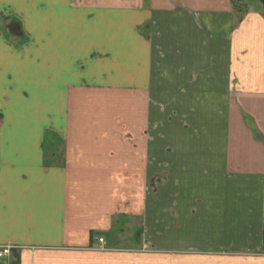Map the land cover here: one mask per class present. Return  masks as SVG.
I'll use <instances>...</instances> for the list:
<instances>
[{
  "label": "crops",
  "instance_id": "obj_1",
  "mask_svg": "<svg viewBox=\"0 0 264 264\" xmlns=\"http://www.w3.org/2000/svg\"><path fill=\"white\" fill-rule=\"evenodd\" d=\"M261 8L0 0V264L264 256Z\"/></svg>",
  "mask_w": 264,
  "mask_h": 264
},
{
  "label": "rangeland",
  "instance_id": "obj_2",
  "mask_svg": "<svg viewBox=\"0 0 264 264\" xmlns=\"http://www.w3.org/2000/svg\"><path fill=\"white\" fill-rule=\"evenodd\" d=\"M243 2V4L247 8L254 9L255 7H259L261 10V0H240ZM239 2V1H238ZM236 7V6H235ZM239 12H242V10H239ZM184 189L188 192V197L191 196L192 192L195 194L197 197H202L203 192H202V185H203V179H198L194 185V191L192 189L191 184L184 185L182 184ZM181 189L182 192L186 191ZM188 200L181 201L187 206ZM199 209H201L199 207ZM163 240H165V247L164 249L166 252H169L168 254H175V252H181L187 250L189 247H192L194 245H197V243H202L203 242V235L201 233H193L192 230H188V225H183L182 228L180 227L178 229V232L171 233L167 237H164ZM188 245V246H187ZM5 262V258H0V263ZM243 264H264V256L263 255H257L256 257H253L249 260H245Z\"/></svg>",
  "mask_w": 264,
  "mask_h": 264
},
{
  "label": "built area",
  "instance_id": "obj_3",
  "mask_svg": "<svg viewBox=\"0 0 264 264\" xmlns=\"http://www.w3.org/2000/svg\"><path fill=\"white\" fill-rule=\"evenodd\" d=\"M98 240H99V242H102V238H99ZM9 251H10L9 247L0 248V257L7 255L9 253Z\"/></svg>",
  "mask_w": 264,
  "mask_h": 264
},
{
  "label": "water",
  "instance_id": "obj_4",
  "mask_svg": "<svg viewBox=\"0 0 264 264\" xmlns=\"http://www.w3.org/2000/svg\"><path fill=\"white\" fill-rule=\"evenodd\" d=\"M261 3H262V6H263V9H264V0H261Z\"/></svg>",
  "mask_w": 264,
  "mask_h": 264
}]
</instances>
